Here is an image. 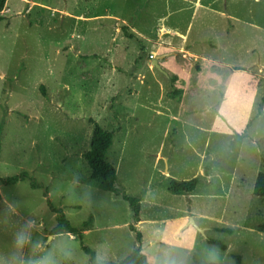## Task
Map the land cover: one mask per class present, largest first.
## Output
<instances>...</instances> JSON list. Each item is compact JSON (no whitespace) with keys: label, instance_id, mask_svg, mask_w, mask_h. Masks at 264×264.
<instances>
[{"label":"rangeland","instance_id":"rangeland-1","mask_svg":"<svg viewBox=\"0 0 264 264\" xmlns=\"http://www.w3.org/2000/svg\"><path fill=\"white\" fill-rule=\"evenodd\" d=\"M89 119L113 132L106 160L139 224L89 177ZM0 126V180L40 185L0 183V264H87L72 235H50L53 209L78 230L93 217L83 246L104 264L133 249L149 264H264V0H7ZM196 177L192 194L168 192ZM29 221L42 246L18 250Z\"/></svg>","mask_w":264,"mask_h":264},{"label":"trees","instance_id":"trees-1","mask_svg":"<svg viewBox=\"0 0 264 264\" xmlns=\"http://www.w3.org/2000/svg\"><path fill=\"white\" fill-rule=\"evenodd\" d=\"M6 2L7 0H0V13H2V11L4 10ZM122 32L128 39L137 41L135 36L128 32V28L126 26L122 27ZM39 91L42 97L46 98V94L42 86L39 88ZM181 94V90H176L174 92H171L169 94V97L176 98L179 97ZM89 123L92 126V132L89 139V146L88 149L82 153V158L85 160L86 164L90 169L89 177L91 180L100 181L108 192H111L116 196L122 197L124 201L127 202L132 212V220L134 224H136L139 222L140 200L127 196L124 192H120L118 189L115 188V183L117 179L116 170L113 165L108 163L106 160V154L112 145L113 132L104 129L93 119H89ZM201 180L202 177H196L189 181L178 182L174 179L168 178V192L177 196H188L196 190V187L201 182ZM19 181H28L32 189L40 188V185L37 184V182L33 178H31L27 172H22L19 176L2 179L0 180V183L5 186H10L16 184ZM252 194L257 198H264V173L257 174ZM44 196L47 197L46 190H44ZM53 212L57 215L56 225L50 231V235L56 236L61 235L63 233H68L72 235L76 240L80 242L82 250L88 258L87 264H104L98 261L96 253L94 251L83 246V232L89 227L93 220V217L89 216L87 221L81 225L82 228L78 230L73 228L68 223V221L65 219L64 214L60 210L53 209ZM129 230L135 235L136 241L140 242L141 235L136 232L135 226L129 225ZM258 230L260 233L264 234V223L258 226ZM220 231L224 232L225 230ZM227 232L230 233L229 231ZM207 243L216 246L223 251L226 249L224 244L212 239H207ZM118 264L149 263L146 256L139 249H133L130 254L127 255L123 260L119 261Z\"/></svg>","mask_w":264,"mask_h":264},{"label":"clouds","instance_id":"clouds-1","mask_svg":"<svg viewBox=\"0 0 264 264\" xmlns=\"http://www.w3.org/2000/svg\"><path fill=\"white\" fill-rule=\"evenodd\" d=\"M32 229L33 222L29 221L25 224L24 228L16 234L15 246L18 250H22L25 246L32 245L33 247L39 248L42 246L41 242L37 241L33 244L32 241ZM51 242V241H50ZM30 264H51L48 257H44L38 260H33Z\"/></svg>","mask_w":264,"mask_h":264},{"label":"crops","instance_id":"crops-1","mask_svg":"<svg viewBox=\"0 0 264 264\" xmlns=\"http://www.w3.org/2000/svg\"><path fill=\"white\" fill-rule=\"evenodd\" d=\"M3 11H4V10H3ZM3 11H2V12H3ZM181 91H182V90H181ZM165 174H166V173H165ZM140 221H141V220H140V213H139V222H140ZM139 222L136 223V224H139ZM92 224H93V223H92ZM90 225H91V224H90ZM90 225H89V226H90ZM91 226H92V225H91ZM88 228H89V227H88ZM90 228H91V227H90ZM86 231H87V230H86ZM84 232H85V231H84ZM83 236H84V233H83Z\"/></svg>","mask_w":264,"mask_h":264},{"label":"water","instance_id":"water-1","mask_svg":"<svg viewBox=\"0 0 264 264\" xmlns=\"http://www.w3.org/2000/svg\"><path fill=\"white\" fill-rule=\"evenodd\" d=\"M153 65L156 66L157 68H159V66H158L156 61H153ZM165 173H167V172H165Z\"/></svg>","mask_w":264,"mask_h":264}]
</instances>
